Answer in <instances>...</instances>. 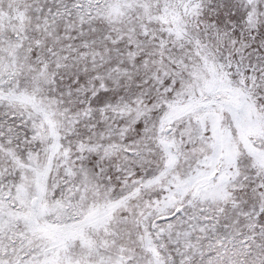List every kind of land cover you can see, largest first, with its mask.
<instances>
[{
    "label": "snow or ice",
    "instance_id": "1",
    "mask_svg": "<svg viewBox=\"0 0 264 264\" xmlns=\"http://www.w3.org/2000/svg\"><path fill=\"white\" fill-rule=\"evenodd\" d=\"M0 264H264V0H0Z\"/></svg>",
    "mask_w": 264,
    "mask_h": 264
}]
</instances>
